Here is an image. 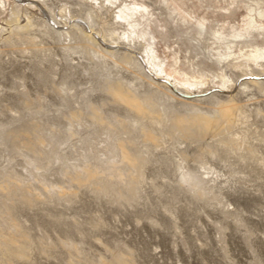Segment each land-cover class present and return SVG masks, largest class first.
I'll use <instances>...</instances> for the list:
<instances>
[{
	"label": "rangeland",
	"instance_id": "obj_1",
	"mask_svg": "<svg viewBox=\"0 0 264 264\" xmlns=\"http://www.w3.org/2000/svg\"><path fill=\"white\" fill-rule=\"evenodd\" d=\"M254 48L264 0H0V264H264Z\"/></svg>",
	"mask_w": 264,
	"mask_h": 264
},
{
	"label": "bare ground",
	"instance_id": "obj_2",
	"mask_svg": "<svg viewBox=\"0 0 264 264\" xmlns=\"http://www.w3.org/2000/svg\"><path fill=\"white\" fill-rule=\"evenodd\" d=\"M145 7L146 5L144 4L120 2L117 5V16L123 21H125L127 25L133 29L136 26V22L139 20V18H137L136 16L139 15V17H142ZM247 19L248 20L245 23L246 27H248L252 22V19ZM235 35L236 34H232L230 39H235ZM226 46H228V44ZM139 54V62L142 64L144 70L149 74L150 77L161 81L163 84L162 86L166 87L167 90H169L172 94L178 95L186 99L188 98V100H190L189 98L195 95H199L198 91H202L197 90V87H192L193 85H195L194 81L188 80L186 78L179 79L175 76V74H173L172 71L167 68H163L160 62L155 61V56L152 53L150 47H147L143 52ZM251 54L256 57L264 54V51L257 50V48H254ZM218 90H220V87L218 88ZM115 94L120 99V101H123L127 105H130L131 107L138 106L136 100L128 92L119 89L118 92ZM232 104L233 103L223 106L221 109V112L227 117H231L230 114L232 113L231 110L233 109Z\"/></svg>",
	"mask_w": 264,
	"mask_h": 264
}]
</instances>
